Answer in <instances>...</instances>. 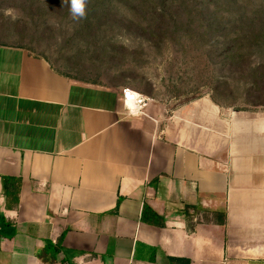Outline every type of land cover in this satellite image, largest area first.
Returning a JSON list of instances; mask_svg holds the SVG:
<instances>
[{
    "label": "crops",
    "instance_id": "0c3cea01",
    "mask_svg": "<svg viewBox=\"0 0 264 264\" xmlns=\"http://www.w3.org/2000/svg\"><path fill=\"white\" fill-rule=\"evenodd\" d=\"M123 89L0 45V264H264V113Z\"/></svg>",
    "mask_w": 264,
    "mask_h": 264
},
{
    "label": "trees",
    "instance_id": "16d2710c",
    "mask_svg": "<svg viewBox=\"0 0 264 264\" xmlns=\"http://www.w3.org/2000/svg\"><path fill=\"white\" fill-rule=\"evenodd\" d=\"M0 2L6 3H0V7L6 6L17 12L27 13L28 16L22 15L33 22L36 28L40 21H46L44 18H48L47 22L51 24L48 25L49 28L57 26L53 29L62 30L67 26L68 30L77 24L73 29L72 40L82 33L85 35V42L93 45L95 51H100L99 42H96L100 40H96L99 38L97 31L105 27L104 23H109L110 14L118 13L120 9L136 14L133 20L123 19L125 21L121 26H127L141 37L161 34L169 36L180 46H203L207 41H212L207 45L209 48L201 52L200 59L195 60V64H199L198 69L202 65L214 69L217 84L210 97L211 101L221 108H230L228 100L234 99L237 102L240 98H245L254 107L261 106L257 100L264 97V0H90L87 17L79 21L70 16L68 7L63 6L61 0ZM170 11L171 15L168 14ZM52 18H56L57 22H51ZM45 29L44 32H47ZM0 45L15 46L34 53L25 46L5 43ZM103 49L105 53L107 44H103ZM179 52L176 50V57L180 55ZM39 57L46 59L55 68L46 57ZM218 85H231L232 88L230 92H225L227 90H220ZM4 182L8 191L7 184L10 180L4 179ZM142 220L149 225L164 227L163 220L149 207L144 208Z\"/></svg>",
    "mask_w": 264,
    "mask_h": 264
},
{
    "label": "rangeland",
    "instance_id": "374dc122",
    "mask_svg": "<svg viewBox=\"0 0 264 264\" xmlns=\"http://www.w3.org/2000/svg\"><path fill=\"white\" fill-rule=\"evenodd\" d=\"M22 13L10 7H0V43L25 46L33 50V54L46 57L57 70L76 79L100 82L113 88L134 89L145 97L167 104L169 110L189 102L208 100L214 93L217 84L214 69L205 65L198 69L199 64H195L212 41L203 46H180L169 36L161 34L141 37L127 26H121L123 19L133 20L136 14L120 9L109 15L110 24L104 23L105 27L97 31L99 38L96 40H100L96 42H99L100 51H95L93 45L85 42L82 33L72 40L77 24L68 30L67 26L62 30L53 29L57 26L49 28L51 24L47 22L48 18H44L46 21H40L36 28ZM168 14L171 15V11ZM54 21L56 18H52L51 22ZM103 44H107L105 53ZM176 50L180 51L178 57ZM217 87L227 90L225 92L232 88L231 85ZM235 96L237 98V94ZM244 99L227 101L231 104L229 115L264 113V97L257 100L261 103L257 107Z\"/></svg>",
    "mask_w": 264,
    "mask_h": 264
},
{
    "label": "built area",
    "instance_id": "2783aa9c",
    "mask_svg": "<svg viewBox=\"0 0 264 264\" xmlns=\"http://www.w3.org/2000/svg\"><path fill=\"white\" fill-rule=\"evenodd\" d=\"M121 100L130 115H145L149 106L155 102V100L145 97L129 88L122 90Z\"/></svg>",
    "mask_w": 264,
    "mask_h": 264
},
{
    "label": "clouds",
    "instance_id": "9594fccd",
    "mask_svg": "<svg viewBox=\"0 0 264 264\" xmlns=\"http://www.w3.org/2000/svg\"><path fill=\"white\" fill-rule=\"evenodd\" d=\"M63 6H67L70 16L74 20H81L87 17V7L90 0H61Z\"/></svg>",
    "mask_w": 264,
    "mask_h": 264
}]
</instances>
